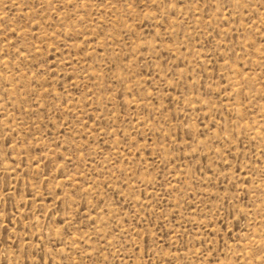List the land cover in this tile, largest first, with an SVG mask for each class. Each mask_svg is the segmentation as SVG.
<instances>
[{
  "label": "rangeland",
  "instance_id": "374dc122",
  "mask_svg": "<svg viewBox=\"0 0 264 264\" xmlns=\"http://www.w3.org/2000/svg\"><path fill=\"white\" fill-rule=\"evenodd\" d=\"M0 264H264V0H0Z\"/></svg>",
  "mask_w": 264,
  "mask_h": 264
}]
</instances>
